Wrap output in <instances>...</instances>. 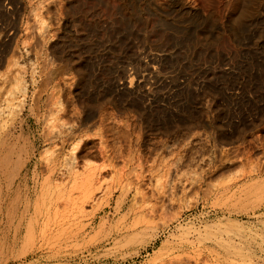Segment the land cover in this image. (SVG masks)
Segmentation results:
<instances>
[{
    "label": "rangeland",
    "instance_id": "1",
    "mask_svg": "<svg viewBox=\"0 0 264 264\" xmlns=\"http://www.w3.org/2000/svg\"><path fill=\"white\" fill-rule=\"evenodd\" d=\"M192 1L0 0V264H264V5Z\"/></svg>",
    "mask_w": 264,
    "mask_h": 264
},
{
    "label": "bare ground",
    "instance_id": "2",
    "mask_svg": "<svg viewBox=\"0 0 264 264\" xmlns=\"http://www.w3.org/2000/svg\"><path fill=\"white\" fill-rule=\"evenodd\" d=\"M188 2V4H194L192 0H182ZM241 9L237 15H230L228 22L233 29L240 27L241 25L247 23L251 27L254 18L260 14V9L264 5V0H240ZM199 18V17H198ZM205 25V29H206ZM97 106V105H96Z\"/></svg>",
    "mask_w": 264,
    "mask_h": 264
}]
</instances>
